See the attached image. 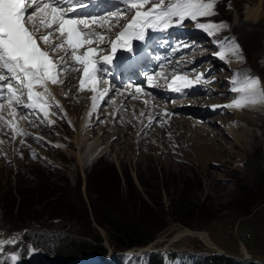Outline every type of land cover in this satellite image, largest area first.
<instances>
[{
	"label": "rangeland",
	"instance_id": "374dc122",
	"mask_svg": "<svg viewBox=\"0 0 264 264\" xmlns=\"http://www.w3.org/2000/svg\"><path fill=\"white\" fill-rule=\"evenodd\" d=\"M215 11L201 22L226 23L228 29L217 37L197 33L194 22L187 26L204 38L191 69L200 65L199 73L212 79L193 95L206 97L207 104L173 105L195 97L173 99L160 88L147 92L164 101L165 107L145 103L141 96L122 101L120 91L132 85L111 81L110 98L91 116L89 109L83 121L91 93L81 92L79 97L77 75L68 89L52 86L63 108L51 109L55 115L49 119L54 124L23 123L31 135L15 140L9 130L0 131L4 141L0 144V238L7 234L22 238L19 246H10L21 254L18 264H119L120 258L148 264L153 252L161 253L165 264H192L189 255L213 254L264 264V107H255L263 110L261 117L255 113L237 117L235 110L223 107L237 95L230 90L235 73L246 70L264 81V0H218ZM231 37L243 50L242 62L217 56L216 41ZM183 66L179 72L185 70ZM67 75L72 73L66 74L65 80H70ZM180 120L188 124L179 125ZM230 124L244 138L237 145L226 131ZM101 150L92 162L93 152ZM258 160L263 164L260 172ZM79 190L88 216L74 206L79 204ZM56 200L59 209L53 207ZM92 202L101 217L144 219L155 238L144 247L115 250L108 230L95 219ZM180 202L191 203V208L179 207ZM198 232L207 233L221 251L210 248ZM94 238L102 239L107 257H60L59 249L69 242L94 243Z\"/></svg>",
	"mask_w": 264,
	"mask_h": 264
},
{
	"label": "snow or ice",
	"instance_id": "6c2138e0",
	"mask_svg": "<svg viewBox=\"0 0 264 264\" xmlns=\"http://www.w3.org/2000/svg\"><path fill=\"white\" fill-rule=\"evenodd\" d=\"M121 2L123 9L96 14L84 11L87 7L84 0H0V131H11L15 140L31 135L21 127L22 123L34 127L54 124L49 119L55 115L51 109L63 111V108L51 89L63 86L66 74L71 72L80 73L78 91L92 93L89 115L96 113L113 91L111 83L103 79L108 74L105 66L113 64L121 49L132 54L133 42H145L150 32L164 33L183 27L186 20L212 37L229 27L222 21L201 22L217 14L218 0ZM216 42L220 47L219 59L234 57L238 62L243 61V50L234 37ZM188 46L176 45L172 50ZM160 78L165 81L164 87L178 94L211 82L204 73L192 79L179 72L172 74L168 82L169 77L161 71L147 77L148 85L161 87ZM103 84L109 86L101 88ZM231 84L230 90L237 95L223 107L236 110L264 107V81L259 77L241 70L234 74ZM143 92L144 88L136 87L130 95L135 99L136 93ZM20 143H24L23 139ZM21 242L22 238L12 234L0 238L3 264L7 261L18 264L21 254L11 251L10 246L17 247ZM30 251L35 255V248Z\"/></svg>",
	"mask_w": 264,
	"mask_h": 264
},
{
	"label": "trees",
	"instance_id": "16d2710c",
	"mask_svg": "<svg viewBox=\"0 0 264 264\" xmlns=\"http://www.w3.org/2000/svg\"><path fill=\"white\" fill-rule=\"evenodd\" d=\"M256 166L258 172L263 170V164L261 161L258 160ZM91 174L92 173H90L89 176ZM76 194L80 205L74 204V206L76 205L75 208H78V206L81 207L88 216L87 203L84 200L82 193L79 190L76 191ZM71 202L72 201L70 199L69 205H71ZM54 204V209H59L57 200L54 201ZM190 205L191 203L180 202L179 207L181 206L182 208L189 209L191 208ZM91 206L96 221L108 230L110 242L117 251L127 250L134 247H144L148 245L156 236L155 233L152 234L150 232L151 226L148 224L149 222L147 223L144 219L142 220L135 216L120 218L113 214H106V216L101 217L100 214H98L97 208L93 202L91 203ZM66 208L70 209L72 207L66 206ZM93 241L94 243L88 241L79 244L69 242L65 247L59 249V253L61 254L60 257H82L87 254H95L100 258L107 257L109 255V251L102 243V239L94 238ZM176 257L177 254H172V258ZM189 257L193 264H258L256 262L240 261L233 257L217 254L209 256L189 255ZM128 264L133 263L129 262ZM148 264H165L164 256L159 252L150 253L148 254ZM184 264H187V262Z\"/></svg>",
	"mask_w": 264,
	"mask_h": 264
},
{
	"label": "bare ground",
	"instance_id": "6f19581e",
	"mask_svg": "<svg viewBox=\"0 0 264 264\" xmlns=\"http://www.w3.org/2000/svg\"><path fill=\"white\" fill-rule=\"evenodd\" d=\"M98 7L99 6H101V5H97ZM211 17H213V16H211ZM210 18V17H209ZM174 29V28H173ZM197 33H202V34H206L207 35V33L206 32H204L203 30H201V29H196L195 30ZM234 57H228L226 60H223V61H230L231 59H233ZM231 62V61H230ZM71 63V62H70ZM233 63L234 64H237L238 62H236V61H233ZM72 73V75H67L68 77H70L71 79L69 80H65V84L64 85H66L65 86V89H68V88H70V87H72V83H73V78L75 79V76H77L78 75V72H71ZM139 83H141V82H139ZM102 86V85H101ZM104 86V85H103ZM63 87V86H62ZM136 87H138V86H136V85H132V86H130V87H128L125 91H123V92H121L120 91V93H121V97H120V99H122V101H125V99H126V97H130L131 95V93H134V89L136 88ZM54 88H57L58 89V86H54ZM59 88H61V87H59ZM113 88V87H112ZM130 88H132V92H129L131 89ZM194 91L193 92H196V90L198 91L199 89L195 86L194 88ZM113 91H114V89H113ZM112 91V92H113ZM79 92V91H78ZM111 92V93H112ZM149 92V91H148ZM146 90H144V92L143 93H136L135 95L137 96V97H143L144 99H145V101H147L148 103H150V104H153V105H157L158 107H165V103H164V101H161V100H159V99H157L156 97H154L152 94L151 95H149V93H148ZM199 92V91H198ZM208 92L209 91H207V92H204L203 94L205 95H207L208 94ZM84 93V92H83ZM169 93L170 94H173V95H175L176 93H174V92H171V91H169ZM55 94V93H54ZM56 95V94H55ZM80 95L82 96V94H81V92H79V97H80ZM91 95H92V93H91ZM91 95H90V97H89V104H88V109H87V111L85 112V114H84V119H83V121L85 120V118H86V116H87V113H88V111H89V109H90V111H91ZM78 97V98H79ZM193 97H195V98H193V99H190V100H178V101H176V103H173V105H179V104H184V102L185 103H194V104H196V101H197V103H200V104H207V102H208V99L206 98V97H203V96H201V95H196V96H193ZM80 98H82V97H80ZM79 98V99H80ZM205 101H207V102H205ZM81 102V101H80ZM254 108H247V109H243V110H236V109H233V110H235V114L237 115V117H241L243 114H252V113H255V114H257V115H259L260 117L262 116V113H263V110L261 109V108H255V110H253ZM221 111V110H220ZM200 114V113H199ZM202 114V113H201ZM52 116H50L49 118H51ZM89 119H90V116H89V118L87 119V122L89 121ZM187 120H189V119H187ZM187 120H180L179 122H177V123H179V125H186V124H188L187 123ZM82 121V122H83ZM195 123H197V121L196 120H193ZM176 123V121H174V122H172L171 123V125H174ZM88 124H89V122H88ZM87 124V125H88ZM27 125H28V123H27ZM86 125V124H85ZM30 126V125H29ZM21 127L22 128H24V129H26V128H28V126H26V125H24L23 123L21 124ZM147 127H149L148 125H147ZM146 127V128H147ZM190 127V126H189ZM86 128V127H85ZM82 129V128H81ZM174 131L175 132H179L178 131V129H177V127H176V129H174ZM227 133H228V135L231 137V138H233V140H234V143L237 145V144H239V143H241L243 140H244V138L243 137H241L239 134H238V130H237V126L235 125V124H230V126H228V128H227ZM9 132H11V131H9ZM11 135H12V137H13V133L11 132ZM176 140L178 141L179 140V135H176ZM102 151V152H101ZM100 152H93V158H92V162H95L96 160H97V158L99 157V155H101V153H103V150H101ZM80 155V154H79ZM191 232V231H190ZM189 234V233H188ZM7 235H9V234H7ZM190 235V234H189ZM197 236H199L200 238H202V239H204L208 244V246L210 247V248H214L213 250L215 251H221V249L218 247V246H216L210 239H209V237L207 236V233H205V232H198L197 234H196Z\"/></svg>",
	"mask_w": 264,
	"mask_h": 264
}]
</instances>
